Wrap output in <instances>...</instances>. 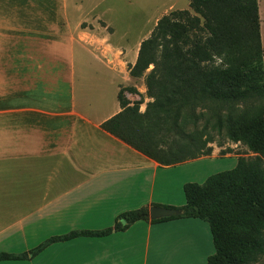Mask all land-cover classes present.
<instances>
[{
  "label": "crops",
  "instance_id": "1",
  "mask_svg": "<svg viewBox=\"0 0 264 264\" xmlns=\"http://www.w3.org/2000/svg\"><path fill=\"white\" fill-rule=\"evenodd\" d=\"M86 1L0 0V252L26 251L72 230H101L128 210L181 207L186 168L213 157L164 166L106 131L104 121L122 110V83L115 100L98 105L109 107L102 118L78 110L75 51L99 42V28L114 32L97 14L100 4L88 8ZM188 8L170 4L154 27ZM214 253L207 222L181 217L53 242L32 259L0 264H208Z\"/></svg>",
  "mask_w": 264,
  "mask_h": 264
},
{
  "label": "trees",
  "instance_id": "2",
  "mask_svg": "<svg viewBox=\"0 0 264 264\" xmlns=\"http://www.w3.org/2000/svg\"><path fill=\"white\" fill-rule=\"evenodd\" d=\"M190 9L161 17L141 42L130 75L144 78L150 100L122 110L103 128L164 166L213 153V143L244 141L256 152L203 183L184 185L179 215L150 218V208L121 213L101 230H72L2 260H29L51 243L105 236L140 220L199 218L210 227L215 253L208 264H255L264 256V69L258 0H190Z\"/></svg>",
  "mask_w": 264,
  "mask_h": 264
},
{
  "label": "rangeland",
  "instance_id": "3",
  "mask_svg": "<svg viewBox=\"0 0 264 264\" xmlns=\"http://www.w3.org/2000/svg\"><path fill=\"white\" fill-rule=\"evenodd\" d=\"M258 1L264 50V0ZM102 2L87 0L85 4L90 5L88 8L93 7L91 6L93 3L100 4L97 14L111 23L114 32L108 33L109 30H104L103 33H99L101 29L99 28L94 33L96 34L94 36L100 38L99 42L91 43L85 51L76 49L73 66L76 106L78 110L88 113L95 120L102 118L109 108H101L97 111L102 99L108 98V102L115 100L114 96L119 83H122L121 89L131 105L135 101H143L141 106L145 107L152 100L147 94L144 78H134L130 75L129 69L133 65L136 46L141 40L150 36L149 30L154 28L157 16L170 4L176 5L177 8H190V0H105ZM93 16L94 14L89 15V19ZM100 22L104 24L103 21L100 20ZM212 145L214 149L210 156L213 157L196 164H189L192 166L186 168L185 173L190 180L188 182L203 183L209 175L233 168L240 156L253 158L257 155L244 141L226 140L222 146H219L217 142ZM0 177V181H3L4 173H1ZM0 196L2 197V193ZM1 214L2 212L0 217ZM255 264H264V256Z\"/></svg>",
  "mask_w": 264,
  "mask_h": 264
},
{
  "label": "water",
  "instance_id": "4",
  "mask_svg": "<svg viewBox=\"0 0 264 264\" xmlns=\"http://www.w3.org/2000/svg\"><path fill=\"white\" fill-rule=\"evenodd\" d=\"M149 213H150V218L158 219L162 217L179 215L181 211L174 207L154 205L150 207Z\"/></svg>",
  "mask_w": 264,
  "mask_h": 264
}]
</instances>
